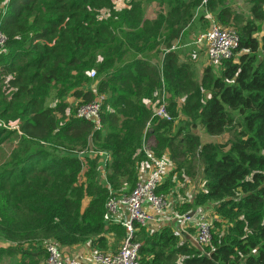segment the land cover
<instances>
[{
	"label": "trees",
	"instance_id": "16d2710c",
	"mask_svg": "<svg viewBox=\"0 0 264 264\" xmlns=\"http://www.w3.org/2000/svg\"><path fill=\"white\" fill-rule=\"evenodd\" d=\"M115 1L0 0V239L11 243L0 255L45 259L47 240L115 253L124 228L103 220L108 197L134 187L146 153L179 154L186 161L167 164L156 187L169 211L174 177L185 179L178 171L195 154L201 189L173 217L208 209L209 243L189 238V220L187 235L175 222L133 223L138 263L264 264V0H247L246 18L225 0H160L152 18L146 0ZM199 10L236 31L238 53L194 79L171 47ZM98 96L94 129L74 111ZM160 104L169 120L152 117ZM198 129L232 135L201 141Z\"/></svg>",
	"mask_w": 264,
	"mask_h": 264
},
{
	"label": "built area",
	"instance_id": "2783aa9c",
	"mask_svg": "<svg viewBox=\"0 0 264 264\" xmlns=\"http://www.w3.org/2000/svg\"><path fill=\"white\" fill-rule=\"evenodd\" d=\"M205 16L209 19L210 24L206 30L193 38L192 44L205 49L206 59L209 62L217 63L237 54L238 52H235L238 46L236 31L220 27L208 13H205ZM3 42L4 37L0 32V46ZM246 51V49H241L239 52ZM88 75L93 77L94 70L90 69ZM100 100L101 96H98L92 101L78 105L74 111L75 117L92 122L93 128L98 129L100 127ZM152 117L170 119L163 104L154 109ZM150 123L149 119L145 124V131L149 129ZM97 154L103 157L101 169L107 156L102 152H97ZM146 158L149 165L147 174L140 178L128 193L110 196L104 204L103 220L118 223L124 228V237L115 253L89 252L83 259L64 257L62 249L52 240H47L44 244L45 259L43 264H139L137 260L138 242L132 239L133 223L155 227L171 220V218L165 217L167 204L164 195L156 192V187L167 171V162L163 157H155L150 153H146ZM120 207L125 209V215L119 212ZM190 219L195 231L192 241L199 247L207 245L210 239V223L208 216L203 212H195L191 217L185 215L175 217L170 222H175L179 231L186 234L182 225H184V221Z\"/></svg>",
	"mask_w": 264,
	"mask_h": 264
},
{
	"label": "rangeland",
	"instance_id": "374dc122",
	"mask_svg": "<svg viewBox=\"0 0 264 264\" xmlns=\"http://www.w3.org/2000/svg\"><path fill=\"white\" fill-rule=\"evenodd\" d=\"M117 6H120L123 4V0H116L115 1ZM160 3V0H146V5L144 8V14L145 17L152 18L154 17L155 11L158 9V5ZM224 4H227L228 7H230L231 10L234 12L240 14L241 18H246L249 15V4L247 3V0H225ZM212 17V14H210ZM200 16V10L199 13L194 18V21L189 25L187 28L188 33L185 35H180L177 39V43H172V50L179 53L181 60L185 61L188 65V68L191 71V75L194 79H197L198 76L201 73V70L204 66L210 65L211 67H214L216 63L209 62L206 59L205 49L203 47H196L192 44V39L195 37L198 33L206 30L207 24L209 22V19L203 15L202 19L198 20V17ZM250 16V15H249ZM264 28V24H263ZM199 31V32H198ZM258 36V35H257ZM146 58H149V61L155 60L158 62L159 56L156 55L155 51H150L146 55ZM158 56V57H157ZM129 59L125 56V60ZM95 77V76H94ZM92 77V78H94ZM50 102V100H49ZM154 111V110H153ZM181 119H184L182 116H179ZM178 119V118H177ZM179 120V119H178ZM178 122L176 119L173 122L174 129ZM236 127V126H235ZM173 128V127H172ZM197 133L199 135V138L201 141H217L219 143H226L231 135L232 131L224 132L218 136H207L202 129H198ZM178 138V136H177ZM145 143L143 142L142 146H144ZM8 147L7 145H4L3 151H7ZM86 153V152H84ZM168 164V169L171 167L176 166L177 163H182L186 157L181 156L177 154L174 159H170L168 154L163 155ZM189 160V161H188ZM188 162L184 163V167L180 168L178 171V174L182 175L185 179L182 180L178 178L177 176L175 178V186L176 189L172 190L171 197L173 198V204L169 206V211L167 208V211L165 213V217L173 218V207L178 205L177 201H187L189 200L196 192H198L201 189V168H202V162L201 160L195 155L191 154L188 158ZM189 166V167H188ZM189 173H192V175H189ZM169 204V203H168ZM172 209V210H171ZM195 212H203L204 215L210 217V212L208 209H197ZM170 220V221H171ZM169 221V222H170ZM185 228V227H184ZM193 236V234L191 233ZM11 245L8 241H2L0 239V246H9ZM23 248L26 247L25 245L22 246ZM119 247V244L116 246L115 251ZM110 253V252H109ZM21 256H26L22 254H16L14 250L11 249L10 252H4L0 255V264H38L37 261H41L40 264H43L44 258H41L39 256L37 257H30V258H21ZM44 257V255H43Z\"/></svg>",
	"mask_w": 264,
	"mask_h": 264
},
{
	"label": "crops",
	"instance_id": "0c3cea01",
	"mask_svg": "<svg viewBox=\"0 0 264 264\" xmlns=\"http://www.w3.org/2000/svg\"><path fill=\"white\" fill-rule=\"evenodd\" d=\"M199 32V31H198ZM194 38V37H193ZM193 41V39H192ZM196 46V45H195ZM197 47V46H196ZM161 98L163 99V96L161 95ZM149 170V165L147 163H145L143 165V168L141 170V172L139 173V178H143L147 172ZM119 212H121L123 215H125L126 211L123 207H120L119 209ZM175 217H173L174 219ZM176 220V219H175ZM189 224H187L186 226H192V220L190 219L188 221ZM183 226V225H182ZM153 228V226H151ZM185 227V226H183ZM193 227V226H192ZM186 232V231H185ZM186 235H187V232H186ZM191 240L192 237H189ZM62 254L63 256H68V257H75V258H78V259H83L85 258L88 254H89V250L86 248V246H74V247H62Z\"/></svg>",
	"mask_w": 264,
	"mask_h": 264
},
{
	"label": "water",
	"instance_id": "95a60500",
	"mask_svg": "<svg viewBox=\"0 0 264 264\" xmlns=\"http://www.w3.org/2000/svg\"><path fill=\"white\" fill-rule=\"evenodd\" d=\"M192 214H193V213L190 212V213H187L185 216H186V217H191Z\"/></svg>",
	"mask_w": 264,
	"mask_h": 264
},
{
	"label": "bare ground",
	"instance_id": "6f19581e",
	"mask_svg": "<svg viewBox=\"0 0 264 264\" xmlns=\"http://www.w3.org/2000/svg\"><path fill=\"white\" fill-rule=\"evenodd\" d=\"M101 110V109H100ZM112 223V222H111Z\"/></svg>",
	"mask_w": 264,
	"mask_h": 264
}]
</instances>
